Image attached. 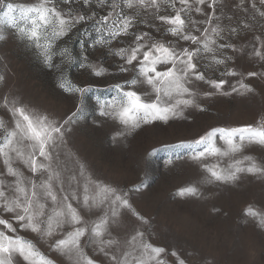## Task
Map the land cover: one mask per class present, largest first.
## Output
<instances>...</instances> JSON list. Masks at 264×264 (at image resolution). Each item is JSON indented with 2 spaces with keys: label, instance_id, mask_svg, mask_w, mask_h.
<instances>
[{
  "label": "snow or ice",
  "instance_id": "6c2138e0",
  "mask_svg": "<svg viewBox=\"0 0 264 264\" xmlns=\"http://www.w3.org/2000/svg\"><path fill=\"white\" fill-rule=\"evenodd\" d=\"M77 2L0 0V42L11 36L23 43L45 66L60 70V88L79 96L77 111L67 118L33 108L11 92L0 96V108L10 116L0 119V264H54L18 231L49 241L59 237L50 247L70 264H166V250L150 242L144 227L149 221L131 202L130 193L141 185L126 190L97 176L72 148L71 125L91 101L89 93L95 96L98 115L127 132L183 117L190 108L205 111L201 99L253 92L243 77L235 83L226 77L237 76L229 61L234 63L235 53L243 52L231 37L264 24V0H258L259 8L252 0L250 9L246 0H233L236 12L248 9L235 25L223 23L233 20L224 0H82L76 7ZM165 6L172 14H159ZM152 21L166 25V34L175 39L157 40L150 32L134 30L140 22L159 30ZM72 33L79 41L78 58L67 43H60ZM255 39L259 47L251 55L264 60V36ZM113 41L123 46L113 48ZM97 46L119 58L112 75L131 78L104 88L71 86L64 65L78 63L96 77L109 75L102 63L88 59ZM220 66L221 78L206 75ZM5 81L0 74V82ZM143 85L151 91L135 90ZM250 145L264 148V117L255 124L210 127L195 138L153 148L147 156L163 151L167 164L186 159L196 165L200 184H231L245 174L264 176V160L245 154ZM199 194L194 185L179 191L181 196ZM246 215L264 226V214L249 207ZM89 247L94 255L86 251ZM171 256V264H186L180 253L172 251Z\"/></svg>",
  "mask_w": 264,
  "mask_h": 264
},
{
  "label": "rangeland",
  "instance_id": "374dc122",
  "mask_svg": "<svg viewBox=\"0 0 264 264\" xmlns=\"http://www.w3.org/2000/svg\"><path fill=\"white\" fill-rule=\"evenodd\" d=\"M246 2L250 9L252 0ZM255 2L259 8L258 0ZM224 3L226 13L233 16L231 21L224 20L225 25H235L238 18L248 14V9L236 12L232 7L233 0H224ZM81 5L82 0H78L76 7ZM159 14H172V9L162 7ZM152 23L158 25L159 30L142 22L134 30L150 32L157 40L175 39L166 34V25L158 21ZM70 36L71 39L65 38L60 43L62 46L67 43L78 58L79 41L75 33ZM256 36H264V24L231 37V43L243 52L235 53L234 63L229 61V67L235 68L237 76L226 77L232 83L243 77L244 82L254 89L251 93L218 94L208 100L201 99L205 111L190 108L185 110L183 117L167 123L157 121L142 125L127 132L118 122L98 115L94 106L95 96L89 93L91 101L77 117V122L71 125L69 138L72 148L97 176L126 190L141 185L138 192L130 193L131 202L136 211L149 221L144 227L150 242L166 250V254H162L166 264H171L174 259L172 251L180 253L186 264H264V226L258 219L246 215L249 207L264 214V176L245 174L231 184H200L201 170L191 161L182 159L167 164V153L163 151L150 158L147 156L153 148L195 138L210 127L255 124L264 117V60L251 55L253 47H259ZM111 46L123 45L113 41ZM228 54L233 53L229 50ZM88 59L92 63H102L109 75L96 77L90 69H81L78 63L64 65V74L71 86L104 88L131 78V74L112 75L120 61L118 57L109 55L107 48L97 46L90 49ZM54 63L59 64L60 58H54ZM221 71L223 66L218 70L209 69L206 75L219 79ZM248 72L259 75L250 77ZM0 74L6 75V81L0 82V96L11 92L25 104L57 118H67L77 111L79 96L59 87L60 70L45 66L32 50L14 37L0 42ZM135 90L151 91L146 85ZM0 119H10L3 108H0ZM120 132L125 134L118 135ZM245 154L264 160V148L258 145L248 146ZM192 185L199 188L198 196L179 195L180 189ZM18 234L32 241L54 264H70L67 257L50 247V243L59 237L49 241L30 231H18ZM86 251L94 255L91 247Z\"/></svg>",
  "mask_w": 264,
  "mask_h": 264
}]
</instances>
